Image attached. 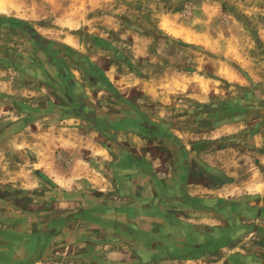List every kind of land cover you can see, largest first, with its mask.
<instances>
[{"label": "rangeland", "instance_id": "obj_1", "mask_svg": "<svg viewBox=\"0 0 264 264\" xmlns=\"http://www.w3.org/2000/svg\"><path fill=\"white\" fill-rule=\"evenodd\" d=\"M11 1L0 8V264H260L264 221L254 210L226 211L220 200L214 214L189 210L167 194L160 207L159 195L148 202L154 217L139 220L111 190L131 181L118 124L152 120L189 147L175 145L156 168L178 185L196 143L245 159L250 144L238 139L257 130L264 153V0ZM228 108L245 111L237 120L245 128L209 140ZM149 149L156 158L155 149L170 151ZM88 164L95 184L80 178ZM251 192L237 199L261 203V186ZM232 220L230 245L179 259L227 235L211 221Z\"/></svg>", "mask_w": 264, "mask_h": 264}, {"label": "crops", "instance_id": "obj_2", "mask_svg": "<svg viewBox=\"0 0 264 264\" xmlns=\"http://www.w3.org/2000/svg\"><path fill=\"white\" fill-rule=\"evenodd\" d=\"M157 94L158 93L155 90L154 93L150 91V97L152 98H156L153 96ZM238 114H240V116H231V118H225L220 123L218 122V126L214 127V130L209 132L210 135H208V139L213 140V136L214 134H216L215 132H217L218 134L217 138H229L232 135L236 136L240 134L244 125H240L237 120L244 121L245 111H240ZM112 129H114L116 133H119L122 136H127L123 139L127 142L123 146L126 153L125 158H128L129 163L125 164L124 171H126L127 175L130 176L131 181L130 185L126 186L123 184L120 185L118 180H116L115 190L113 187V190L111 191L115 192L114 198L117 201L124 200L125 202H128L126 204L128 206H131L134 211H136V215L138 217L137 219H144L149 221V217H154L153 215L155 214L151 212L155 211L156 208L150 207V203L148 202L151 200L153 201V199H155V197L159 195L160 198L158 202L153 203L157 207H160L161 205H163L162 202L164 201V197L168 194L174 196L175 201H183L181 205L184 209H192L195 211L198 210L201 212L205 211L213 214L219 211L220 207L222 206L226 209V211H230L229 207L230 205H233V203H236V205L241 204L242 207L246 209V211L254 210L259 213L260 218L264 221V210L262 211V208H264V173L260 172V167L264 168V161H261V156L264 153L260 151L259 145L254 142L259 134V131L255 130L248 134L246 141H243L240 138L238 139L239 144H244V142L250 144V147H248L249 153H251V155L254 157H246L245 159H243V152L237 150L236 148H226L223 150L217 149L212 151L213 146H210L211 148H208L206 151H204L202 150L203 143H200V145L196 143L194 152L196 155L194 156V158L186 153V161L184 162L182 178H180L182 183L178 185V182L170 181V179L172 178L170 174L160 175L157 173L158 170L156 169L160 164V159H162L163 156L169 155L171 150L175 149L176 146H180L184 149V151L188 152L187 148L189 147L185 146L181 141H177V137L173 133H171V130H167V133H165L163 129L161 130L160 125L154 123L152 120H150V123H145L141 126L118 124L115 125ZM151 130H157V133L153 134ZM145 135H152V137H150L153 139L148 143ZM128 140H130L131 143H128ZM138 142H142V144L138 145ZM66 143L69 146L73 144L70 139L66 140ZM149 147H160L168 149L170 151L162 152V150L157 151L155 149V153L156 155H158L156 158L155 155H152ZM203 152H210V154H203ZM162 170L164 171L165 169L161 168L160 171ZM91 171H93V167L88 164V167L85 168L83 175H80L82 176L80 178L88 180L89 183L92 182V184H95L97 179L96 176L91 173ZM192 171H195V174H193ZM255 173H258L259 177H262L261 184H256V178H254L256 177ZM64 179L65 178H60V181L62 182V180ZM61 182L56 184H62ZM257 186H261V191L263 193L261 196V198L263 199L261 202L262 205L260 202H255L251 199L247 201V205H244V203H241L242 201H239V199H237L239 196H252L251 190H253V188ZM90 187L96 188V186L94 185ZM104 188L107 189L108 187L99 188V191L102 192ZM173 188L174 190L177 188L178 192L172 191ZM221 192H227L225 197L220 195ZM179 195L182 196V200H180ZM231 196H233V198ZM204 200L206 202H209V204H206L205 207L202 205V202H204ZM218 200L223 203L222 206L218 205ZM106 210L107 208L104 209L105 212ZM139 211H142V214H140ZM105 216H108V214H106ZM166 217L168 218V216ZM118 222L119 220L117 219V221H114V224H117ZM211 222L212 223H210V226H215L216 228H218L217 231H223L224 233H226L229 239L225 243H221L216 246L210 252L201 253L195 257H182L179 259L200 260L205 258L206 256L213 254L214 251L219 248L221 249L222 247H227L231 244V240L234 241V220H232L231 227L226 228L223 227L222 222ZM97 223H99V225H102L101 223L105 222H101L100 220L97 221ZM260 228L262 229V231H264V224L260 225ZM250 231L253 232L254 230ZM204 243L205 241L199 242L198 245H202ZM157 248L158 250L161 249L160 247H150V249ZM166 255L168 254H161V256ZM260 258H262L260 264H264V257L260 256Z\"/></svg>", "mask_w": 264, "mask_h": 264}, {"label": "flooded vegetation", "instance_id": "obj_3", "mask_svg": "<svg viewBox=\"0 0 264 264\" xmlns=\"http://www.w3.org/2000/svg\"><path fill=\"white\" fill-rule=\"evenodd\" d=\"M239 112H240L239 110L236 112L234 110H230L229 108L224 109V111L218 113V118L224 120L225 118H231V116H240V114H238ZM226 238H228L227 235L223 234L222 236H220L219 239L212 240L208 244L194 245L193 247L190 248L186 247L188 249L186 253L190 257H195L198 254L210 252L219 244L225 243L228 240V239L226 240Z\"/></svg>", "mask_w": 264, "mask_h": 264}, {"label": "bare ground", "instance_id": "obj_4", "mask_svg": "<svg viewBox=\"0 0 264 264\" xmlns=\"http://www.w3.org/2000/svg\"><path fill=\"white\" fill-rule=\"evenodd\" d=\"M13 7L14 3L11 0H0V8Z\"/></svg>", "mask_w": 264, "mask_h": 264}, {"label": "trees", "instance_id": "obj_5", "mask_svg": "<svg viewBox=\"0 0 264 264\" xmlns=\"http://www.w3.org/2000/svg\"><path fill=\"white\" fill-rule=\"evenodd\" d=\"M0 20L4 21L6 19H0ZM104 83H105L106 87H110V85H109V83H108V81L106 79H105Z\"/></svg>", "mask_w": 264, "mask_h": 264}]
</instances>
